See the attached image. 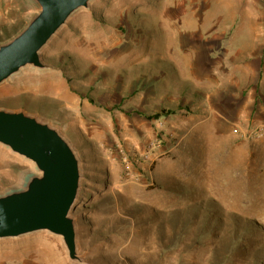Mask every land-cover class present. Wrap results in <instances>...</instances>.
Listing matches in <instances>:
<instances>
[{
  "label": "rangeland",
  "instance_id": "obj_1",
  "mask_svg": "<svg viewBox=\"0 0 264 264\" xmlns=\"http://www.w3.org/2000/svg\"><path fill=\"white\" fill-rule=\"evenodd\" d=\"M1 1L0 45L38 12ZM263 49L264 0H91L74 12L43 67L0 84V110L49 124L75 151L79 261L39 231L0 239V264H264ZM36 174L0 143V197Z\"/></svg>",
  "mask_w": 264,
  "mask_h": 264
},
{
  "label": "water",
  "instance_id": "obj_2",
  "mask_svg": "<svg viewBox=\"0 0 264 264\" xmlns=\"http://www.w3.org/2000/svg\"><path fill=\"white\" fill-rule=\"evenodd\" d=\"M38 12L13 40L0 45V84L27 66L43 67L40 52L71 15L91 0H31ZM0 143L38 170L24 190L0 197V239L46 231L62 238L79 261L75 221L70 216L80 188V163L65 137L25 112L0 110Z\"/></svg>",
  "mask_w": 264,
  "mask_h": 264
},
{
  "label": "built area",
  "instance_id": "obj_3",
  "mask_svg": "<svg viewBox=\"0 0 264 264\" xmlns=\"http://www.w3.org/2000/svg\"><path fill=\"white\" fill-rule=\"evenodd\" d=\"M253 134L256 138H264V125L255 128Z\"/></svg>",
  "mask_w": 264,
  "mask_h": 264
},
{
  "label": "crops",
  "instance_id": "obj_4",
  "mask_svg": "<svg viewBox=\"0 0 264 264\" xmlns=\"http://www.w3.org/2000/svg\"><path fill=\"white\" fill-rule=\"evenodd\" d=\"M3 11H4V10H3V7H2V1L0 0V16L2 15ZM261 52L264 53V49L261 50ZM23 263H24V264H32V263L27 262V261H26V262L23 261ZM34 264H35V263H34Z\"/></svg>",
  "mask_w": 264,
  "mask_h": 264
},
{
  "label": "bare ground",
  "instance_id": "obj_5",
  "mask_svg": "<svg viewBox=\"0 0 264 264\" xmlns=\"http://www.w3.org/2000/svg\"><path fill=\"white\" fill-rule=\"evenodd\" d=\"M125 4V3H124ZM125 5H127V4H125ZM132 6V5H131ZM124 8V7H123ZM128 9V8H127ZM130 9V8H129ZM132 9V8H131ZM135 10H136V8H134ZM127 12V11H126ZM89 30H91V29H89ZM89 32V31H88ZM92 32V31H91ZM49 49V48H48ZM83 97H85V95H83ZM86 97H88L87 95H86ZM89 99V98H88ZM90 100V99H89ZM88 100V101H89ZM94 100V99H93ZM102 102V101H101ZM92 103V102H91ZM95 103V102H94ZM99 103V102H98ZM90 106V105H89ZM88 107V106H87ZM92 107V106H91ZM94 107V106H93ZM97 107V106H96ZM101 108V107H100ZM92 110V109H91ZM94 110V109H93ZM100 112H102L101 110H99ZM96 112V111H95ZM99 113V112H98ZM79 115V114H78ZM99 116H100V114H99ZM97 118V117H96ZM83 124V123H82ZM240 153V152H239ZM241 155V154H240ZM239 155V156H240ZM242 158V157H241ZM240 167V166H239Z\"/></svg>",
  "mask_w": 264,
  "mask_h": 264
},
{
  "label": "trees",
  "instance_id": "obj_6",
  "mask_svg": "<svg viewBox=\"0 0 264 264\" xmlns=\"http://www.w3.org/2000/svg\"><path fill=\"white\" fill-rule=\"evenodd\" d=\"M165 115H167V114H172V112L171 111H165V113H164ZM158 118L160 117V116H157Z\"/></svg>",
  "mask_w": 264,
  "mask_h": 264
}]
</instances>
